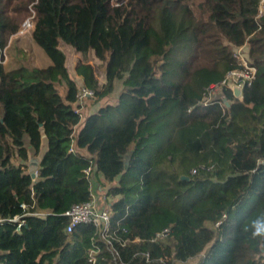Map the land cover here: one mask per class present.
I'll list each match as a JSON object with an SVG mask.
<instances>
[{"label": "trees", "instance_id": "obj_1", "mask_svg": "<svg viewBox=\"0 0 264 264\" xmlns=\"http://www.w3.org/2000/svg\"><path fill=\"white\" fill-rule=\"evenodd\" d=\"M29 7L50 64L7 69ZM61 41L83 56L75 71L93 95L81 105ZM243 44L251 82L204 105ZM90 177L124 245L90 225L65 231L61 213L90 198ZM262 214L264 0H0V264H92L93 249L94 264H264Z\"/></svg>", "mask_w": 264, "mask_h": 264}, {"label": "built area", "instance_id": "obj_2", "mask_svg": "<svg viewBox=\"0 0 264 264\" xmlns=\"http://www.w3.org/2000/svg\"><path fill=\"white\" fill-rule=\"evenodd\" d=\"M114 5L119 4V0H111ZM260 12L263 10L260 7ZM30 14H32L31 18H27L23 20L21 24V29L18 31V34H23L24 29L26 27L32 26V18H33V9L29 7ZM29 14V15H30ZM245 44L240 45L234 49L233 56L237 58L238 63L240 64L239 68L232 69L228 71L225 75V78L218 83H211L207 87V94L203 100V104L207 105L210 104L217 93L221 91L223 87H227L232 92V87L234 85L240 88L242 93V89L246 84H249L254 77L255 67L251 64L250 60L246 57L245 51ZM5 59V57H4ZM3 59V61H4ZM93 95V90L89 87L83 85H77V92H76V101L75 103L81 105L83 103V99L85 97H89ZM241 97V95H240ZM239 97V98H240ZM223 100V99H222ZM211 166L207 167L210 168ZM201 168H204L202 166ZM87 175L90 174L92 171L94 173V169L91 166L86 167L83 170ZM35 172V171H34ZM192 173L195 172V169H192ZM91 182V193L90 198L86 201H82L79 203H74L69 208L65 209L61 215H63L67 223L65 225V231L67 233L72 232L77 226L79 225H90L94 228L95 234L98 240L104 241L106 244L112 245L113 240H117L121 245H124L127 240H123L116 237L114 230H111V223H110V203L106 201V197L104 196V203L99 204V191L100 187L97 185L95 177H90ZM13 222H17V228H20L23 225L24 220L19 219V217H14L11 219ZM218 225V223L216 224ZM167 233L166 229L156 233L155 237L152 240H156L161 236H165ZM132 242L139 241L138 238L131 239ZM96 248V247H94ZM95 250L91 251V255L89 257V261L94 264L95 263ZM117 256V252L115 251L112 254V260H115ZM147 258V254H145Z\"/></svg>", "mask_w": 264, "mask_h": 264}, {"label": "rangeland", "instance_id": "obj_3", "mask_svg": "<svg viewBox=\"0 0 264 264\" xmlns=\"http://www.w3.org/2000/svg\"><path fill=\"white\" fill-rule=\"evenodd\" d=\"M28 13L27 16L24 18H31L32 14ZM59 47L64 51L66 55V67L69 71L70 75L74 78L77 85H83L82 77L76 74L75 65L78 62H81L83 56L75 51L71 46L60 42ZM5 57V67L7 69L15 68L19 65L26 66L27 68H41L45 67L50 64L49 57L45 54L43 49L31 38L30 36V27H26L24 29L23 34L15 35L12 40L10 41L9 47L7 49V53L4 55ZM88 63H91L96 67L95 77L99 81V83H104L102 65L100 61L93 56L92 53H89L86 58L84 57ZM62 94V91L59 90ZM96 97H91L85 102L83 111L87 112L94 108L93 104H95ZM110 101L109 98H104V101ZM46 149V139L43 137L42 144H41V154ZM28 171L33 173L32 168H28ZM100 187V186H99ZM106 185L100 187L99 191V204L104 203V201H111V198H107L104 200V194ZM200 261V256H196L193 258L188 259L185 263L182 264H198Z\"/></svg>", "mask_w": 264, "mask_h": 264}, {"label": "clouds", "instance_id": "obj_4", "mask_svg": "<svg viewBox=\"0 0 264 264\" xmlns=\"http://www.w3.org/2000/svg\"><path fill=\"white\" fill-rule=\"evenodd\" d=\"M252 229L254 236H264V214L252 221Z\"/></svg>", "mask_w": 264, "mask_h": 264}, {"label": "water", "instance_id": "obj_5", "mask_svg": "<svg viewBox=\"0 0 264 264\" xmlns=\"http://www.w3.org/2000/svg\"><path fill=\"white\" fill-rule=\"evenodd\" d=\"M232 94H233L234 97L239 98L240 95H241L240 88H239L238 86L234 85V86L232 87ZM223 101H224V103H225L226 105H228V101H227L226 98H223ZM33 170H34V168H32V171H33ZM31 176H32V178H34V177H35V172L31 173Z\"/></svg>", "mask_w": 264, "mask_h": 264}, {"label": "bare ground", "instance_id": "obj_6", "mask_svg": "<svg viewBox=\"0 0 264 264\" xmlns=\"http://www.w3.org/2000/svg\"><path fill=\"white\" fill-rule=\"evenodd\" d=\"M224 79V78H223Z\"/></svg>", "mask_w": 264, "mask_h": 264}, {"label": "crops", "instance_id": "obj_7", "mask_svg": "<svg viewBox=\"0 0 264 264\" xmlns=\"http://www.w3.org/2000/svg\"><path fill=\"white\" fill-rule=\"evenodd\" d=\"M74 79V78H73Z\"/></svg>", "mask_w": 264, "mask_h": 264}]
</instances>
